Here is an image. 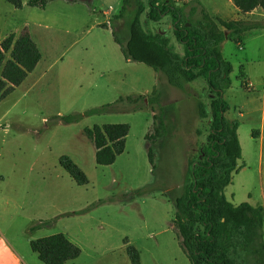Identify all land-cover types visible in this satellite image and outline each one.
I'll return each mask as SVG.
<instances>
[{
    "label": "rangeland",
    "instance_id": "1",
    "mask_svg": "<svg viewBox=\"0 0 264 264\" xmlns=\"http://www.w3.org/2000/svg\"><path fill=\"white\" fill-rule=\"evenodd\" d=\"M123 1L54 0L39 8L23 0L17 9L0 0V43L28 29L42 54L28 78L0 101V228L31 256H37L31 241L65 234L81 249L66 264H132L126 240L139 250L140 264H190L173 227L170 197L182 195L190 163L208 141L210 118L201 119L198 107L209 106L211 96L201 80L178 90L147 65L126 63L112 28L103 27ZM176 1L179 6L183 0ZM138 2L147 7L148 0H129L128 22L125 28V20L119 23L123 38ZM195 2L183 8L196 19L201 12ZM258 23L261 28L245 35L244 51L228 43L234 70L224 96L231 106L226 117L240 124L242 158L224 193L234 205L264 207V19ZM159 26L146 24L149 31ZM171 40L178 45L174 35ZM241 74L252 90L242 87ZM157 90L160 104L153 102ZM134 97L145 98L146 107L135 110ZM106 105L115 111L65 123ZM122 123L130 125L125 152L113 165H98L85 129ZM63 155L86 173L87 185L64 170Z\"/></svg>",
    "mask_w": 264,
    "mask_h": 264
},
{
    "label": "trees",
    "instance_id": "2",
    "mask_svg": "<svg viewBox=\"0 0 264 264\" xmlns=\"http://www.w3.org/2000/svg\"><path fill=\"white\" fill-rule=\"evenodd\" d=\"M6 1L17 9L24 7L23 0ZM51 1L54 0H29L28 5L45 8ZM128 2L124 0L121 11L110 22L103 24L105 28H112L115 42L125 59L154 69L164 77L166 85L178 90L204 79L211 96L209 106L200 103L198 107L201 119L210 118L208 141L202 146L198 159L190 163L189 178L182 195L170 197L176 210L173 227L183 252L190 264H264V207L249 203L234 205L224 193L232 182L233 174L239 170L242 148L238 135L239 122L226 117L231 106L224 94L232 86L233 65L225 60L222 53L227 40L242 45L245 35L261 28V24L250 21L217 23L198 2H195L196 9L200 10L201 17L195 19L193 14L187 16L176 0H148L147 7L138 2L128 23V35L123 38L121 31L128 22ZM234 3L244 13L256 8L264 9V0H234ZM147 10V21L143 22L142 17ZM167 16L172 18L174 36L183 47L184 54L176 50L165 34L146 28L148 22H160ZM122 20H125L124 28L119 27ZM41 59L42 54L28 29L18 36L11 34L0 43V101L28 78ZM166 87L163 85V89ZM242 87L249 89L246 82L242 83ZM129 99L135 110L146 107L143 97ZM153 100L160 104L158 90ZM115 109L106 105L85 115L64 119L68 124L84 116L113 112ZM163 115L164 112V118ZM159 118L154 117L155 120ZM85 133L94 143L97 164L110 166L126 150L130 125H94L86 128ZM159 134L157 129L156 136L160 137ZM148 157L155 171L157 164L151 149ZM60 164L78 185L89 183L86 173L71 157L63 155ZM125 244L132 264H140L139 250L128 240ZM30 246L44 264H66L81 255V249L63 233L33 240Z\"/></svg>",
    "mask_w": 264,
    "mask_h": 264
},
{
    "label": "crops",
    "instance_id": "3",
    "mask_svg": "<svg viewBox=\"0 0 264 264\" xmlns=\"http://www.w3.org/2000/svg\"><path fill=\"white\" fill-rule=\"evenodd\" d=\"M191 1H196V0H183V1H181L179 6H184V7L186 6L187 7ZM199 1H200L199 3L201 4V6L210 14V16L217 23H219L220 21H223V22H231V21L258 22L260 19H264V9L256 8L252 12L244 13L235 5L234 0H199ZM187 9H190V7H188ZM145 14H146L145 18L147 21L148 10L146 11ZM158 23L160 26L158 28H155L153 31L154 32H161L171 39V36L174 35L171 16H167V17L163 18ZM163 25H165V27H163ZM175 40H176V38H175ZM171 42H172V40H171ZM228 43L232 44L231 41L227 40L223 44L222 53H223V57L225 58V60L231 62L229 57L231 58V56H233V55L231 54V51L230 52L227 51ZM172 44H173V42H172ZM173 45L175 46L176 50L180 54H184L183 47L181 45H179V44L177 46L175 44H173ZM235 48L238 49V51H244L245 50V48H243V44L242 45L236 44ZM227 54H229V57ZM125 61L127 64L133 63V62H130L127 60H125ZM233 70H234V68H233ZM240 76L243 78V80H245L244 83L245 82L247 83V85L249 87L248 90H252L254 87L253 84L248 82L243 77L242 74ZM198 80H201V84L206 85L205 87H207V89H208V84L204 79H198ZM198 80H196V81H198ZM196 81H194V82H196ZM263 85H264V79H263ZM225 94H226V92H225ZM225 94H224V96H225ZM260 140L262 143H264V135L263 134L260 135ZM41 263H43V262L40 261V259L38 258V255L37 256H33V255L31 256L26 251L24 253L21 251H18L16 249V247H14V245L10 242L9 238L5 235L3 230L0 228V264H41Z\"/></svg>",
    "mask_w": 264,
    "mask_h": 264
}]
</instances>
